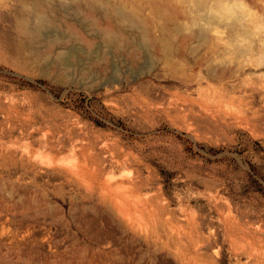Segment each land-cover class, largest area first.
Segmentation results:
<instances>
[{"label": "rangeland", "instance_id": "1", "mask_svg": "<svg viewBox=\"0 0 264 264\" xmlns=\"http://www.w3.org/2000/svg\"><path fill=\"white\" fill-rule=\"evenodd\" d=\"M158 1L0 0V264H264V0Z\"/></svg>", "mask_w": 264, "mask_h": 264}, {"label": "bare ground", "instance_id": "2", "mask_svg": "<svg viewBox=\"0 0 264 264\" xmlns=\"http://www.w3.org/2000/svg\"><path fill=\"white\" fill-rule=\"evenodd\" d=\"M93 1H95V0H93ZM213 2H214V0H213ZM212 2V3H213ZM150 3H151V7H152V12L154 13V15H156L157 17H159V19L161 20L160 22H159V28H160V31H161V43H162V45H163V47H164V51H165V55L168 57V58H173V56L175 55V53H174V50H173V48H172V46H173V43H174V41H175V39L177 38V36L180 34V33H182L183 32V27H181L180 25L179 26H177L178 24L175 22V17L173 16L174 14L173 13H171V7L170 6H168L169 4L167 3V2H164V1H158V0H150ZM225 3V2H224ZM223 3V1H220V0H218V1H216V3H215V5L213 6V10H215V12H217V13H219V15H220V13H223L225 10H228V9H226V5ZM206 6L208 5H210L209 3H206L205 4ZM205 5L203 6L204 8H205ZM213 5V4H212ZM199 7H200V5H199ZM202 7V8H203ZM230 7H232V6H228V8L230 9ZM38 8V7H37ZM169 8H171L170 10H169ZM201 8V7H200ZM207 8H209V7H207ZM205 10H206V8H205ZM232 13L231 14H234V13H236L237 14V12L235 11V9L233 10L232 8H231V10H230ZM229 12V11H228ZM216 13V14H217ZM135 14V15H134ZM134 14H131V16L132 17H135L136 18V15H138L137 13H134ZM173 14V15H172ZM215 14V15H216ZM218 15V16H219ZM222 15V14H221ZM220 15V16H221ZM226 15V14H225ZM235 15V14H234ZM222 16H224V15H222ZM231 16V15H230ZM221 18H223V17H221ZM158 19V20H159ZM215 19V18H214ZM217 19V18H216ZM216 19H215V21H216ZM162 22V23H161ZM161 23V24H160ZM177 25H176V24ZM142 26L144 27V29L147 31V32H149V30L151 29V27L148 25V22H147V20L144 18V19H142ZM116 37V36H115ZM115 39V38H114ZM187 39V38H186ZM207 39V38H206ZM189 42L192 40V38H191V36L189 37L188 36V39H187ZM247 48H249L248 46H247ZM251 49V48H250ZM251 52V51H250ZM243 54H245V53H243ZM244 56V55H243ZM247 56V55H246ZM96 157V156H95ZM125 160H126V158H125ZM124 160V161H125ZM127 161V160H126ZM128 163H129V161H127ZM90 163V162H89ZM88 165V164H87ZM103 165V164H102ZM90 165H88V167H89ZM84 167V166H83ZM86 167V166H85ZM103 167H104V165H103ZM89 169H90V167H89ZM92 169V168H91ZM73 170V169H72ZM134 170V169H133ZM93 171V170H92ZM97 171V170H96ZM135 171V170H134ZM71 172V171H70ZM89 172V171H88ZM91 172V171H90ZM104 172V171H103ZM137 172V171H136ZM151 172V171H150ZM79 173V172H78ZM84 173H86V172H84ZM94 173V172H93ZM66 174H68V172L66 173ZM76 174V173H75ZM89 174H91V173H89ZM74 175V174H73ZM94 175V174H93ZM97 175V174H96ZM103 175V174H102ZM134 175V174H133ZM132 175V176H133ZM91 176V175H90ZM99 176H100V174H99ZM74 177V176H73ZM135 177V176H134ZM100 178V177H99ZM133 178V177H132ZM98 179V178H97ZM132 180H134V178L132 179ZM136 180H138V179H136ZM95 181H97V180H95ZM94 181V182H95ZM102 181V180H101ZM99 182V181H98ZM106 182V181H105ZM104 182V183H105ZM135 182V181H134ZM138 182V184H139V182H140V185H141V180L140 181H137ZM101 184H102V182H100ZM150 183V182H149ZM76 184H79V183H76ZM91 184H93V183H91ZM136 184V183H135ZM108 185V184H107ZM149 185V184H148ZM136 186V185H135ZM111 187V186H110ZM133 187V186H132ZM139 187V186H138ZM148 187V186H147ZM152 187V186H151ZM106 188V187H105ZM105 188H104V190H105ZM129 188V187H128ZM137 188V187H136ZM143 188V187H142ZM107 189H109V188H107ZM98 190V189H97ZM110 190V189H109ZM102 192L104 193V191L102 190ZM133 195V194H132ZM153 195V194H152ZM150 197H151V195H150ZM153 199H154V197H153ZM143 200V199H142ZM155 200V199H154ZM158 200V199H157ZM112 201H113V199H112ZM115 201V200H114ZM122 202V201H121ZM144 202V201H143ZM150 202V201H149ZM157 202H159V201H157ZM132 203V202H131ZM135 203V202H134ZM137 203V202H136ZM139 203V202H138ZM159 204H161L162 205V203H159ZM140 205V204H139ZM153 205V202H152V204H151V206ZM157 205V204H156ZM130 206V205H129ZM136 206V205H135ZM141 206H142V204H141ZM165 206H167V205H165ZM143 207V206H142ZM141 207V208H142ZM220 207V206H219ZM127 208H129V207H127ZM141 208H140V211H141ZM146 208V207H145ZM152 208V210H153V207H151ZM217 208V207H216ZM220 208H222V207H220ZM224 209H225V207H223ZM139 209V208H138ZM143 209V208H142ZM157 209V208H156ZM224 209H222V210H224ZM145 210V209H144ZM138 211V210H137ZM155 211V210H154ZM221 211V210H220ZM223 212H225V210L223 211ZM145 213V212H144ZM172 213V212H171ZM222 213V212H221ZM140 215V214H139ZM158 215H160V214H158ZM138 216V215H137ZM140 216H144V215H140ZM146 216V215H145ZM139 217V216H138ZM153 218V217H152ZM141 219V218H140ZM143 219V218H142ZM223 220V219H222ZM141 221H143V220H141ZM147 221V220H146ZM123 222V221H122ZM152 222V221H151ZM226 222H228V221H226ZM232 222V221H231ZM145 224H146V222H144ZM153 223H154V220H153ZM156 223V222H155ZM147 225V224H146ZM240 225V224H239ZM242 226V225H241ZM247 226V225H246ZM248 226H249V224H248ZM157 227V226H156ZM231 227H232V225H231ZM236 227V226H235ZM243 227V226H242ZM249 228H251V227H249ZM172 229V228H171ZM232 229V228H231ZM240 229V228H239ZM242 229H244V227L242 228ZM228 230V229H227ZM246 230V228L244 229V231ZM249 230H252V229H248V231ZM255 230V229H254ZM171 231V230H170ZM232 231V230H231ZM235 231V230H234ZM247 231H245V233H246ZM227 233H228V231H227ZM241 233V232H240ZM248 233V232H247ZM181 234V233H180ZM231 234V233H230ZM233 235H234V233H232ZM236 234V233H235ZM257 235V234H256ZM166 236V235H165ZM236 236H237V234H236ZM241 236V235H240ZM240 236H237V238L239 237L240 238ZM244 236V235H243ZM242 236V237H243ZM233 237V236H232ZM183 238H185V237H183ZM201 238V237H200ZM237 238H233V240L234 239H236V241H237ZM246 238V237H245ZM247 238H248V236H247ZM254 238V237H253ZM256 238V237H255ZM259 238V237H258ZM258 238H256V239H258ZM250 239V238H249ZM248 239V240H249ZM261 239V238H260ZM260 239L258 240V241H260ZM262 239H264V238H262ZM246 240V242L245 241H243V242H245L246 243V245H247V239H245ZM263 241V240H262ZM262 241H260V242H262ZM188 242V241H187ZM242 242V241H241ZM257 242V241H256ZM184 243V242H183ZM200 243H201V241H200ZM250 243V242H249ZM248 243V244H249ZM202 244H205V243H203L202 242ZM202 244H200V245H202ZM207 244V243H206ZM205 244V245H206ZM259 244V243H258ZM241 245V244H240ZM245 244H244V246H246ZM249 245H250V247H249ZM247 247H249L250 248V250H251V244H249ZM262 244H260V245H258L259 247L261 246ZM238 247V246H237ZM253 247H255L256 248V246H253ZM255 248H253V249H255ZM263 248V247H262ZM261 248V249H262ZM248 248H246L245 247V249L244 250H247ZM258 249V248H257ZM196 250V249H195ZM259 250V252H260V249H258ZM263 250V249H262ZM248 251V250H247ZM247 251H245L246 252V254H248L247 253ZM257 251V250H256ZM258 252V253H259ZM252 253H254V250H253V252ZM206 254V253H205ZM251 254V252L249 253V255ZM198 255H200L201 256V254H198ZM248 255V256H249ZM259 255V254H258ZM263 255H264V253H263ZM262 255V256H263ZM255 256H256V254H255ZM260 256H261V254H260ZM259 256V257H260ZM202 257V256H201ZM250 257V256H249ZM204 258H206V257H204ZM256 258H258V256L256 257ZM208 259V258H207ZM254 259V258H253ZM261 259V257L259 258V260ZM255 260V259H254ZM258 260V262H260ZM262 261V260H261ZM264 261V260H263ZM215 262V261H214ZM257 262V261H256ZM249 264V263H248Z\"/></svg>", "mask_w": 264, "mask_h": 264}]
</instances>
